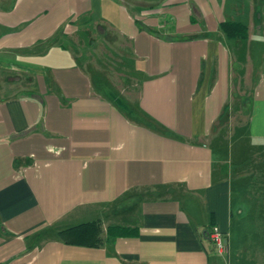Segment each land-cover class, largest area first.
Instances as JSON below:
<instances>
[{"label": "crops", "instance_id": "0c3cea01", "mask_svg": "<svg viewBox=\"0 0 264 264\" xmlns=\"http://www.w3.org/2000/svg\"><path fill=\"white\" fill-rule=\"evenodd\" d=\"M0 264H264V0H0Z\"/></svg>", "mask_w": 264, "mask_h": 264}, {"label": "rangeland", "instance_id": "374dc122", "mask_svg": "<svg viewBox=\"0 0 264 264\" xmlns=\"http://www.w3.org/2000/svg\"><path fill=\"white\" fill-rule=\"evenodd\" d=\"M90 38L94 43L86 44L87 46L84 48H80L78 44L74 43L75 47H77V53H83L84 51L90 56V59L84 64L85 67L87 66L89 69L93 68L97 71L107 70L108 81L106 83L116 91H121L125 96L134 97L135 87L128 84L131 75H128V67L123 64L122 59L124 57L118 54L119 52H111L106 41L98 37V34L94 33Z\"/></svg>", "mask_w": 264, "mask_h": 264}, {"label": "trees", "instance_id": "16d2710c", "mask_svg": "<svg viewBox=\"0 0 264 264\" xmlns=\"http://www.w3.org/2000/svg\"><path fill=\"white\" fill-rule=\"evenodd\" d=\"M220 27L229 38H246L247 28L238 22H221ZM108 238L113 236H127L135 231L119 226L107 227ZM102 225L100 220L82 222L65 228L58 232L59 237L66 243L98 246L103 240L101 238ZM107 238V239H108Z\"/></svg>", "mask_w": 264, "mask_h": 264}, {"label": "built area", "instance_id": "2783aa9c", "mask_svg": "<svg viewBox=\"0 0 264 264\" xmlns=\"http://www.w3.org/2000/svg\"><path fill=\"white\" fill-rule=\"evenodd\" d=\"M208 238L218 253L227 251V237L216 225H211L208 230Z\"/></svg>", "mask_w": 264, "mask_h": 264}]
</instances>
